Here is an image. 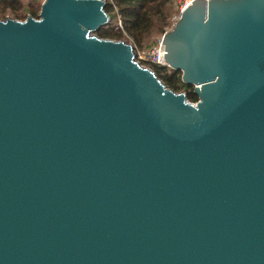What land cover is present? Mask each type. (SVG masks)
I'll use <instances>...</instances> for the list:
<instances>
[{
	"label": "water",
	"instance_id": "95a60500",
	"mask_svg": "<svg viewBox=\"0 0 264 264\" xmlns=\"http://www.w3.org/2000/svg\"><path fill=\"white\" fill-rule=\"evenodd\" d=\"M106 0L0 20V264H264V0H193L160 57Z\"/></svg>",
	"mask_w": 264,
	"mask_h": 264
},
{
	"label": "trees",
	"instance_id": "16d2710c",
	"mask_svg": "<svg viewBox=\"0 0 264 264\" xmlns=\"http://www.w3.org/2000/svg\"><path fill=\"white\" fill-rule=\"evenodd\" d=\"M44 0H0V20L7 17L25 20L29 15L38 18ZM110 22L97 30L100 38L126 40L148 48L152 37L164 35L172 25L175 12L174 0H106ZM120 22L122 28L120 27ZM159 78L169 88L184 91L191 102L198 101L194 85L182 80V72L151 65Z\"/></svg>",
	"mask_w": 264,
	"mask_h": 264
},
{
	"label": "built area",
	"instance_id": "2783aa9c",
	"mask_svg": "<svg viewBox=\"0 0 264 264\" xmlns=\"http://www.w3.org/2000/svg\"><path fill=\"white\" fill-rule=\"evenodd\" d=\"M37 1V0H36ZM193 0H179L178 4L176 2L177 8L179 10V15L175 17L173 20V25L171 28L174 27V25L179 21V19L182 16V10L187 6L192 3ZM43 3V2H42ZM120 27L122 28V24L120 22ZM170 28V29H171ZM169 29V30H170ZM164 39V35H162L155 44L150 46L147 49H138L135 44V54H136V59L138 62H140L143 66L146 67H151V65H157L160 67H166V68H171L166 59L160 57L161 53V45L162 41ZM172 69V68H171Z\"/></svg>",
	"mask_w": 264,
	"mask_h": 264
},
{
	"label": "rangeland",
	"instance_id": "374dc122",
	"mask_svg": "<svg viewBox=\"0 0 264 264\" xmlns=\"http://www.w3.org/2000/svg\"><path fill=\"white\" fill-rule=\"evenodd\" d=\"M174 1H175V12H174V14H173V16H172V25H173V20L175 19V17L179 15V10H178L177 5H176V2H177V4H178V1H179V0H174ZM172 25H171V27H172ZM160 37H161L160 35H157V36L152 37V39H151L150 42H149V46H148V48H149L150 46H152L153 44H155L156 41H157ZM134 46H135V45H134ZM136 46H137V45H136ZM137 48H138V49H147V48H140L139 46H137Z\"/></svg>",
	"mask_w": 264,
	"mask_h": 264
}]
</instances>
